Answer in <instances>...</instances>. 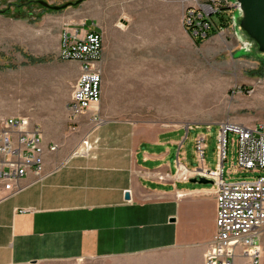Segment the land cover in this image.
I'll use <instances>...</instances> for the list:
<instances>
[{"label": "crops", "instance_id": "0c3cea01", "mask_svg": "<svg viewBox=\"0 0 264 264\" xmlns=\"http://www.w3.org/2000/svg\"><path fill=\"white\" fill-rule=\"evenodd\" d=\"M84 9L45 13L34 28L20 21L7 34L49 61L34 65L31 95H9L0 83V117L29 118L46 146L43 176L30 172L14 191L0 185V264H203L216 233L217 188L190 182L200 166L189 168L182 153L189 127L111 117L104 91L97 111L70 119L83 70L80 62L60 58L66 26L81 36L100 31ZM134 14L159 18L132 33L128 79L153 88L161 82L167 90L168 16L177 13L161 7ZM260 246L264 264V228ZM233 264L252 263L237 247Z\"/></svg>", "mask_w": 264, "mask_h": 264}, {"label": "rangeland", "instance_id": "374dc122", "mask_svg": "<svg viewBox=\"0 0 264 264\" xmlns=\"http://www.w3.org/2000/svg\"><path fill=\"white\" fill-rule=\"evenodd\" d=\"M31 1L35 4L32 8L26 6L24 17L15 19L0 14V42L3 44L0 48V73H3L0 75V83L6 85L9 95L18 92L25 96L31 95L34 65L40 63H30L27 56L43 57H35L27 49L16 46L7 38V34L17 32L20 21L34 28L39 26L43 14L55 12L36 3L38 1L63 6L79 0ZM86 1L85 7L89 9L82 6ZM226 1L83 0L77 5L69 6L77 10L84 9L86 14L98 22L103 34L104 51L100 68L103 74V105L110 107L108 115L136 122H156L164 128L189 127L188 131L184 129L182 132L185 137L182 153L191 169L200 166L194 145L198 135L206 136V166L210 170H216L219 166L221 122L264 125V60L258 57L261 54L258 49L254 48L252 51L256 56L244 52V45L236 34L233 19L228 27L218 30L210 37V33L206 37L196 35L198 24L195 19L205 16L204 6L207 4L216 8L219 3H223L230 8L233 17L237 16V4L234 0ZM19 2L20 0H0V10L9 9L10 14L14 15L16 10L12 4ZM161 7L167 8L170 14L177 13L168 16L170 38L167 90L164 85L161 87L160 81L159 88H153L141 86L139 82L135 84L128 79L132 33L140 26L156 24L159 18L134 12L143 8ZM39 15L41 17L37 20ZM199 41L201 42L198 43ZM116 75L120 78L117 79ZM23 113L29 116L28 112ZM237 149V137L230 133L224 164L226 183L252 181L264 175V171H238ZM203 186L217 188L216 184ZM89 264L116 262L101 260Z\"/></svg>", "mask_w": 264, "mask_h": 264}, {"label": "built area", "instance_id": "2783aa9c", "mask_svg": "<svg viewBox=\"0 0 264 264\" xmlns=\"http://www.w3.org/2000/svg\"><path fill=\"white\" fill-rule=\"evenodd\" d=\"M220 6L223 3H219L216 8L210 4L204 6L205 16L195 19L198 24L196 35L206 37L211 29V17L219 11ZM103 51L102 32L94 29L81 36L79 30L66 26L60 58L80 62L83 70L68 106L72 122L89 111H97L102 103L103 74L100 63ZM98 120L95 116L94 121ZM0 123L3 125L0 135V185L6 191H14L16 184L30 172L38 177L45 174L46 146L39 127L32 126L29 118L0 117ZM220 127L219 166L216 170L206 167V136L200 135L195 141L200 168L193 171V177H205L217 185L216 233L203 264H233L237 247L243 249V254L252 264H260V237L264 228V175L252 181L228 184L224 179V164L228 135L232 133L237 137L238 171L263 172L264 125L246 126L225 121L220 123ZM83 144L87 146L88 141L85 140ZM55 150V146L49 148V151Z\"/></svg>", "mask_w": 264, "mask_h": 264}, {"label": "water", "instance_id": "95a60500", "mask_svg": "<svg viewBox=\"0 0 264 264\" xmlns=\"http://www.w3.org/2000/svg\"><path fill=\"white\" fill-rule=\"evenodd\" d=\"M79 0L76 3H81ZM237 4L238 14L234 15L233 24L236 28V34L244 45V52L253 55V49L257 48L261 53L258 57L264 60V0H234ZM43 7L58 11L73 6L76 3H68L63 6H52L44 1H38ZM191 183L199 185L215 184L211 179L205 177H194ZM130 197L126 193V199Z\"/></svg>", "mask_w": 264, "mask_h": 264}, {"label": "trees", "instance_id": "16d2710c", "mask_svg": "<svg viewBox=\"0 0 264 264\" xmlns=\"http://www.w3.org/2000/svg\"><path fill=\"white\" fill-rule=\"evenodd\" d=\"M38 3V2H36ZM35 2L31 1V0H20L19 3H13L12 5L15 7V14L11 15V10H0V14L4 15V16H11L15 19H19L20 17H24L23 16V12H25V8L26 6H28L27 8H32V6H34ZM78 3H76L75 5H77ZM62 10V9H60ZM22 13V14H21ZM21 14V15H20ZM40 15L38 18H36L37 20L40 19ZM232 11L230 10L229 7H226L225 5H223L222 7H220L219 11L216 12L212 17H211V29L208 33H210L208 35V37H210L211 35H214L218 32V30L228 27L231 23H232ZM201 41H199L198 43H200ZM30 63L34 64V63H46L49 61V58H32L30 56H27Z\"/></svg>", "mask_w": 264, "mask_h": 264}, {"label": "bare ground", "instance_id": "6f19581e", "mask_svg": "<svg viewBox=\"0 0 264 264\" xmlns=\"http://www.w3.org/2000/svg\"><path fill=\"white\" fill-rule=\"evenodd\" d=\"M171 77V76H170ZM180 84V83H179ZM181 85V84H180ZM179 86V85H178ZM178 95V94H177ZM176 99V98H175Z\"/></svg>", "mask_w": 264, "mask_h": 264}]
</instances>
